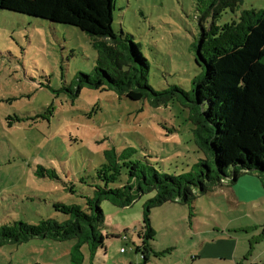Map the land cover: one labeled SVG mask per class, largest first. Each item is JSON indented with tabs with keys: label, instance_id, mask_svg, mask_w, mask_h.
Masks as SVG:
<instances>
[{
	"label": "rangeland",
	"instance_id": "rangeland-1",
	"mask_svg": "<svg viewBox=\"0 0 264 264\" xmlns=\"http://www.w3.org/2000/svg\"><path fill=\"white\" fill-rule=\"evenodd\" d=\"M62 1L0 0V226L34 225L40 219L62 223L68 218L63 208L85 209L86 198L104 185L98 172L106 150L128 152V161L169 175L188 173L203 158L193 139L190 103L153 107L148 100L132 102L106 89L82 87L77 93V77L92 73L97 53L78 29L42 17ZM113 1L112 28L139 45L149 63V86H177L190 93L200 73L194 46L201 26L207 29L212 20L211 15L202 20L207 0ZM263 9L264 0H242L234 13L221 14L218 25L236 20L242 11ZM228 192L216 189L177 208L197 214L205 225L252 227L245 242L264 264V198L247 206L236 204ZM153 196L145 192L129 212L139 211ZM259 201L263 206L254 210ZM100 207L108 228L127 212L107 202ZM164 210L173 213L171 205L153 212ZM139 233L134 224L127 240L108 237L104 246L120 240L116 260L130 254L134 260ZM72 245L40 239L6 245L0 247V264H71L66 253ZM82 252L87 264L85 247Z\"/></svg>",
	"mask_w": 264,
	"mask_h": 264
},
{
	"label": "trees",
	"instance_id": "trees-1",
	"mask_svg": "<svg viewBox=\"0 0 264 264\" xmlns=\"http://www.w3.org/2000/svg\"><path fill=\"white\" fill-rule=\"evenodd\" d=\"M241 2L207 0L202 20L210 15L212 20L207 29L201 26L194 46L200 73L192 80L190 93L177 86L163 90L149 86V63L139 45L112 28L113 0H63L55 12L42 16L78 29L93 42L97 64L91 74L77 77V93L82 87L106 89L132 102L148 100L153 107L170 101L190 103L193 139L203 158L190 172L169 175L128 161V152L106 150V162L98 172L104 185L86 198L85 209L63 208L68 218L62 223L53 219L34 225L5 223L0 226V247L35 239L72 241L70 263L82 264V248L92 259L108 238L101 203L129 208L145 192H153L141 210L146 261L155 235L152 210L172 203L188 207L224 180L234 183L242 174L255 175L264 189V9L242 11L236 20L218 25L221 14L226 9L234 13Z\"/></svg>",
	"mask_w": 264,
	"mask_h": 264
},
{
	"label": "crops",
	"instance_id": "crops-1",
	"mask_svg": "<svg viewBox=\"0 0 264 264\" xmlns=\"http://www.w3.org/2000/svg\"><path fill=\"white\" fill-rule=\"evenodd\" d=\"M230 183L229 180H224L222 185H218L213 191L227 189L228 196L233 198V201L236 200V204L247 205L264 198V189L255 175L242 174L234 183ZM134 204L125 208L127 212L122 215V221L111 225L106 234L110 238L127 240L129 228L136 224L140 230L138 235L140 246L134 249L136 258L133 260L130 254V257L116 260L120 240H111L104 249L97 251L92 259L88 256L87 264H258L260 261L257 255L253 256L256 248L248 247L245 242L249 228L252 227L241 224L232 229L230 225L233 222L227 226L217 223L214 226L205 225L196 218L197 214L179 210L177 207L180 204L176 203L157 208L171 205L173 213L169 210L151 211L150 224L155 235L149 243L148 259L144 261L141 258L145 248L141 237L142 208L135 213L129 212L134 208ZM261 206L263 202L259 201L253 204L252 208L258 210ZM246 214H241L239 218L246 219ZM121 250L122 248L119 253L125 254V251L121 252ZM69 251L70 249L66 254L69 255Z\"/></svg>",
	"mask_w": 264,
	"mask_h": 264
},
{
	"label": "built area",
	"instance_id": "built-area-1",
	"mask_svg": "<svg viewBox=\"0 0 264 264\" xmlns=\"http://www.w3.org/2000/svg\"><path fill=\"white\" fill-rule=\"evenodd\" d=\"M121 252H123V249L121 250ZM141 258H143V255L141 254Z\"/></svg>",
	"mask_w": 264,
	"mask_h": 264
}]
</instances>
